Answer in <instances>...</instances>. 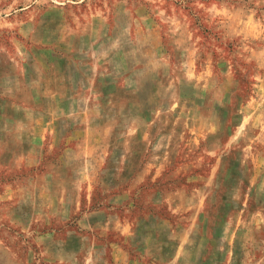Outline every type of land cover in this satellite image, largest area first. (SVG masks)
I'll use <instances>...</instances> for the list:
<instances>
[{"label":"rangeland","instance_id":"374dc122","mask_svg":"<svg viewBox=\"0 0 264 264\" xmlns=\"http://www.w3.org/2000/svg\"><path fill=\"white\" fill-rule=\"evenodd\" d=\"M0 264H264V0H0Z\"/></svg>","mask_w":264,"mask_h":264}]
</instances>
